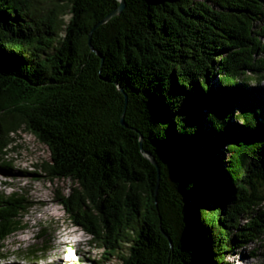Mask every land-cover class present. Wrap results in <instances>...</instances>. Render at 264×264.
<instances>
[{"label": "trees", "instance_id": "trees-1", "mask_svg": "<svg viewBox=\"0 0 264 264\" xmlns=\"http://www.w3.org/2000/svg\"><path fill=\"white\" fill-rule=\"evenodd\" d=\"M119 5L0 0V171L30 131L102 258L230 264L264 246V0H125L94 27ZM36 205L0 190V263Z\"/></svg>", "mask_w": 264, "mask_h": 264}, {"label": "rangeland", "instance_id": "rangeland-1", "mask_svg": "<svg viewBox=\"0 0 264 264\" xmlns=\"http://www.w3.org/2000/svg\"><path fill=\"white\" fill-rule=\"evenodd\" d=\"M260 86L264 87V84ZM14 138L16 149L9 151L8 159L15 171L12 174L0 171V190L7 193L14 190L26 192L37 205L26 216L30 223L28 228L18 231L6 240L4 245L10 251V256L2 264H121L118 256L102 258L103 249L90 243V235L70 221L68 213L57 200L56 194H67L72 181H50L36 167V164L50 159L48 146L26 130L14 134ZM42 229L46 230L47 235L39 238L38 234ZM33 247L35 250H46L36 253L34 258L29 257L27 250ZM123 252L128 253L127 246ZM228 262L264 264V246L251 244L245 249L237 250L229 256Z\"/></svg>", "mask_w": 264, "mask_h": 264}, {"label": "water", "instance_id": "water-1", "mask_svg": "<svg viewBox=\"0 0 264 264\" xmlns=\"http://www.w3.org/2000/svg\"><path fill=\"white\" fill-rule=\"evenodd\" d=\"M124 7H125V0H120V5L116 8V9H114L112 12H110L103 20H101L99 23H97L94 27L96 28L97 26H99V25H101V24H103V23H105V22H107L109 19H111L112 17H114V16H116V15H119L121 12H122V10L124 9ZM91 35V34H90ZM121 91H122V89H120ZM126 100H127V96H126ZM121 121H122V123H123V116H122V118H121ZM140 143H142V138H141V140H140ZM145 155L152 161V163L157 167V169H158V172H159V166H158V164H157V162H156V160L153 158V156L151 155V154H149V153H147V152H145ZM164 234H166L165 232H164ZM169 240H170V243H171V239L169 238Z\"/></svg>", "mask_w": 264, "mask_h": 264}]
</instances>
